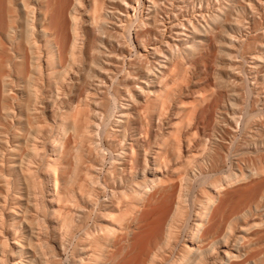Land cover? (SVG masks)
<instances>
[{
  "label": "bare ground",
  "instance_id": "1",
  "mask_svg": "<svg viewBox=\"0 0 264 264\" xmlns=\"http://www.w3.org/2000/svg\"><path fill=\"white\" fill-rule=\"evenodd\" d=\"M33 1L19 0L20 25L0 0V264H264V158L208 178L214 149L200 124L174 139L159 115L157 81L218 16L182 5L195 0H93V37L88 0ZM259 118L250 155L264 152ZM155 129L164 140L145 141Z\"/></svg>",
  "mask_w": 264,
  "mask_h": 264
},
{
  "label": "rangeland",
  "instance_id": "2",
  "mask_svg": "<svg viewBox=\"0 0 264 264\" xmlns=\"http://www.w3.org/2000/svg\"><path fill=\"white\" fill-rule=\"evenodd\" d=\"M208 1L209 2L207 3V1L201 2V0H195L194 3H182V5L184 8L188 7L191 11L194 8H196V10H199L201 7L202 9H204L206 11V13L208 15H211V16L217 15L218 16L217 19L211 22V25L214 28L213 33L206 36V37L205 36L203 37V43L201 44V48L193 56H190L188 58L183 59V61L184 60H186V61L183 62L182 59L179 58L176 60V62L170 63L169 64L170 68L167 69L166 74L163 75L157 81L156 84H157V86L164 87L162 89L161 99L158 103L159 104V111H160L159 115H160L161 120L165 121V124L170 123L169 125H166V128L168 130L172 131V132H170L171 137H173L175 139L181 134L186 135V133L190 131L189 128L191 125L193 126L194 123H199L200 126L202 127V129L204 130L203 132L205 133V135L207 137L206 141L213 144L214 150L212 153V157L210 158V161H209V166L211 168L212 173L211 174H205V176L208 178H211V179H216V178H219V177L221 178V177L228 175L232 170V165L236 162H239L241 166L245 167L247 165H251L250 163H252V162L257 163L258 161L263 160V158H264V152H259V153H255L254 155H250L243 148V146H245V144L248 143L250 148L252 150L254 149V148H252L253 144L255 143V141L258 138L256 136L257 133L255 131L257 128V124L259 123L258 119H260L259 117H261V116H263V118H264V94H261V93H264V61H263L264 60L263 59L264 58V38H261V36L264 37V10H263L264 9V0H260V1L259 0H244V1L243 0H218V1L217 0H208ZM249 1H251V2H249ZM33 2L35 5L39 4L37 0H34ZM218 2H219V4H218ZM261 2H263V3H261ZM3 4L4 3H1L2 9H3ZM93 4H94L93 0L86 1V5L89 7V9H91V11L86 12V14H85V18L87 20L85 29H86L87 33L93 35V37H94L95 32H97L95 30L96 27L91 23L92 21L89 20V16H92V13H93ZM170 4L171 3H169V4L165 3L166 7H168V5H170ZM252 4L255 5L254 7H256V8L252 7L253 6ZM256 5H258V6H256ZM217 6H219V7H217ZM110 7H112L116 13H118L117 12L118 9L122 8L120 3H112L110 5ZM4 8H5V6H4ZM208 8H211V9H208ZM6 9H7V6H6L5 10ZM257 9L259 10V12ZM260 9H262V10L260 11ZM253 10H255V11H253ZM3 11H4V9H3ZM10 12L15 17V19L18 21V23L20 25H22V21H21L22 11L20 8L19 0H12ZM209 12L212 14H210ZM133 14H135V13L132 12V15ZM240 15L242 17L245 15L244 16L245 18L244 17L240 18ZM219 16H220V18L222 16L224 18L222 17L220 19ZM239 19L241 20L242 24L240 23ZM242 20H244V21H242ZM258 20L261 22H259ZM249 21H250V23H245V22H249ZM257 22H258L259 27H258V25H256ZM240 26H242V27H240ZM248 26H251V27L248 28ZM135 32H136L135 27H132L127 32L128 43H129L131 38L133 41L135 40V38H134ZM238 33H239V35H237ZM259 35H261V36L259 37ZM228 36H230L233 39L235 37L238 39L236 40V38H235L232 41ZM1 38H2V41L6 45H8V38L5 35H3V33L1 35ZM239 38L243 39L244 41L241 40L240 42H238V40H240ZM255 38H257L258 40ZM220 39L222 42L220 41ZM242 41H243V43H242ZM251 41L252 42L254 41L255 44L253 43L254 44L253 45L251 43ZM231 44L237 45L238 47L236 46L235 48H232ZM249 45H251V46H249ZM247 46H249V47H247ZM245 47L248 49H246ZM235 49H238V50H235ZM247 51H249V52H247ZM232 52H234V53H232ZM3 55H5V53L0 51V56H3ZM233 55H234L235 59H233ZM229 57H230V59H229ZM206 58H208V59H206ZM214 58H215V61H214ZM255 58H258L259 60L255 59ZM212 60L214 62H212ZM185 62H187V63L185 64ZM178 64H181L182 66L178 65ZM190 65H192V66H190ZM205 66H207V67H205ZM231 66H232V69L234 66V69L235 68H236V70L239 69V71L236 72L234 69L231 70V68H230ZM239 66H240V68H239ZM255 66H258V67L256 68ZM227 68H228V70H227ZM251 68H253V69H251ZM155 71H156V73H159L158 69H156ZM175 71L177 72V74L175 73ZM171 73L173 75H171ZM186 74L188 76H186ZM215 75H216V78H215ZM218 75H219V77H217ZM237 75L241 76L243 78H241V77L238 78ZM188 77L189 78L192 77V78L189 79ZM220 77L222 79H224L225 81L220 79ZM167 80H170V82H169L168 86H165V84L167 83ZM200 80H201V82H200ZM214 80H217L218 82L214 81ZM220 80H222L224 82H222V81L220 82ZM233 80H236V81H233ZM239 80H240V82H239ZM226 81H228L230 83H228V82L225 83ZM184 82H186V83L188 82V84H184ZM238 83H240V84H238ZM241 83H243V84H241ZM237 85H239V86H237ZM233 87H235V88H233ZM238 87L240 89H238ZM219 88H221V89H219ZM204 89H205V91H204ZM235 89H237V91H235ZM243 89H244V91H243ZM202 91H204V92H202ZM236 92L237 93L239 92L238 94H236L237 96L235 95ZM243 92H245V93L242 95L241 93H243ZM259 93H260V95H259ZM204 94H208V95L205 96ZM240 94L242 95V98H241ZM221 98H222V100H219ZM213 99L216 102L211 101ZM233 100H234V102H233ZM255 100H257V101H255ZM209 101H211V102H209ZM252 101H255L257 103V106L255 105L256 103L254 102V104H253ZM217 102H220V103H217ZM165 103L169 104V105L166 104V106L169 108L164 106ZM207 103H208V105H206ZM216 103H217V108H215ZM184 104L186 105V107ZM231 104H233V105H231ZM240 104H241V106H239ZM252 104L255 105L256 107L252 106ZM193 105H194V107L192 108ZM212 105H214V106H212ZM258 105H259V107H258ZM206 106H208V107L206 108ZM242 106L244 109L242 108ZM161 107L163 109H161ZM236 107H238L240 109H237ZM252 108H253V110H251ZM196 109H198V110H196ZM204 109H207V110L204 111ZM233 110H235V111H233ZM240 111H242V112H240ZM165 112H166V114H165ZM214 113H216V116ZM237 113H240V114H237ZM211 115L214 116V117L212 116L213 119L209 118ZM229 115H230V117H234L235 115L241 116V118H243V121H241V126H236L235 123L230 120ZM201 116L203 117L202 119H201ZM193 117H195V118H193ZM191 118H192V120H191ZM216 119H217V121H216ZM209 121H210V123H209ZM226 121L228 122V124L226 123ZM223 124L228 125L231 129L228 126H225ZM232 124H233V126H232ZM166 128H165V130H167ZM204 128H206V129H204ZM236 128H238L239 130L238 129L236 130ZM210 129H212V130H210ZM165 130L160 132L159 130L155 129L153 131V133L149 134V135H147L148 133L147 134L145 133L143 139L145 141H147L152 136H154V137L156 136L157 137L156 142L161 143L164 140L163 134H164ZM185 131H187V132H185ZM247 131H250V132H247ZM252 131L254 132V134ZM237 132H239V134ZM246 133H248V134H246ZM263 134H264V131H263ZM237 135H239V136H237ZM147 137H149V138H147ZM194 138H195L194 135L191 136V138L189 137V139H191V140ZM217 139H219V140H217ZM212 140H214V141L212 142ZM227 141H229V142H227ZM224 143H226V144H224ZM229 144H231V145H229ZM237 145H238V147H237ZM240 145L242 146L241 150L239 148ZM227 146H229L228 148L230 149V151L227 148ZM218 147H219V149H218ZM215 148H217V149H215ZM226 148H227V150H226ZM203 150H204V146L202 147V151ZM215 150H217V151H215ZM221 150H222V152H221ZM240 153H241L240 156H242L243 154H245V155L240 157L239 156ZM223 154L226 158H224ZM257 156L259 159L256 158ZM219 157H220V159L224 158L226 160H223V159L220 160ZM254 157L257 161L254 159ZM241 158H243V159H241ZM218 160H220V161H218ZM251 160H252V162H251ZM222 161H224V163ZM225 162H226V164H225ZM220 168H222V169H220ZM213 173H214V176H213ZM197 193L201 194L200 191H197ZM146 241H148V240H145V244H146Z\"/></svg>",
  "mask_w": 264,
  "mask_h": 264
}]
</instances>
